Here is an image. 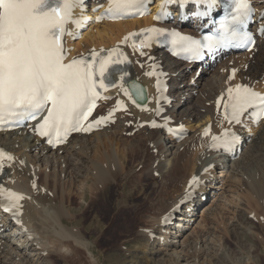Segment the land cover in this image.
<instances>
[{
    "label": "bare ground",
    "instance_id": "6f19581e",
    "mask_svg": "<svg viewBox=\"0 0 264 264\" xmlns=\"http://www.w3.org/2000/svg\"><path fill=\"white\" fill-rule=\"evenodd\" d=\"M105 1L106 0H89V7L85 10H79V15L93 11L99 2L103 3ZM255 2L257 3V8L263 11L264 0H255ZM161 3L162 0H158L152 7V10L157 12ZM106 7L107 4L105 3L100 12L104 11ZM261 22V24L264 25L263 19ZM153 24V17L150 16L142 20L132 19L126 22L105 23L91 26L80 41L68 43L71 49V55L72 57L85 55L91 52L92 49L98 51L101 49L116 48L122 44L123 40L125 41V37L130 36L133 30L149 27ZM174 26H176V24L170 25V27ZM192 26L193 25L188 26L187 29L192 28ZM143 51L142 49V53H147L148 56L145 59L136 57L137 62L140 64L134 67L133 77H136L144 85L148 93L149 101L147 107L153 110L158 99V92L155 90V82L157 79L154 75H149V73L153 72L155 66H162V69L167 73V76L164 78L174 82L167 93L169 100L165 102L163 106L169 111V114L173 118L177 119V123L174 124V126L183 127L185 133L188 134V138L185 139V141L175 145L173 139L170 137L159 133L156 138H151L153 137L152 131L148 128H139L144 137H149L150 140H152L153 148L156 149L161 147V156L157 160L158 162L156 165L151 168V172L157 171L163 176L164 173L168 172L171 168H177L178 171L183 168L186 170L192 168L193 172L182 189V193H179L178 197L171 203L169 209L165 212L163 211L164 213L161 214L160 217L152 219L149 222V226L138 231L136 238L139 247H134L130 257H133L135 260H132V264H197L196 260L190 259L186 252L192 245V241L188 239L190 234H187V232L194 227L199 214L207 210L205 205L210 201V198L216 196L218 191L222 189L224 185L223 179H225V177L229 176V178L234 181L243 179L242 183H244L241 184L240 189H238L241 191V194L243 193V196L245 194L247 198L246 201L244 199L242 203L238 201L240 203L238 209L243 211L242 214L244 212L250 213L249 203L252 199H256L257 201L260 200L258 203L264 201L257 178H253V176L248 177L250 173H247L250 171V168L253 167L250 166L251 157L255 160L257 158L264 160V152L254 153V155L250 157L251 151H264V121H262L257 128H254L252 124H248L245 130L240 128L232 129V133L243 142L241 148L250 146L253 142H255L256 145L249 148L248 151L250 152L246 153L241 159H234V157L238 155L239 150L233 156H227L215 151L213 148L214 143L211 140L213 135L218 134V127L222 126V130L226 126L227 121L223 119V107L218 113L216 100L222 95L225 96L226 100V90L229 87H235V85L241 84L250 86L254 90L264 91L261 87L262 77L264 75V36L259 40L252 53L235 56L224 64V67L228 68V64L231 62L232 67L230 66L225 72L223 71V78H219V76H217L219 72L215 71L214 75H212V80H214L213 83L207 84L203 89H198L197 86L190 84L192 81L193 83L195 82L194 79L198 69L192 72L189 66L182 65L172 60L162 52H157L155 50L152 52ZM149 57L156 59L150 60ZM139 65L143 66L142 70ZM200 68L202 67L199 66V70ZM231 71H235V77L230 79V77H232L230 74ZM116 80L119 84L120 75L116 76ZM124 86L126 88L125 83ZM197 93V106L195 105L196 107L192 109L185 107L193 100ZM123 94L124 93L119 87L112 93L113 96H121ZM176 96V101H178L181 106L177 109V112H173L178 113V115L174 116L171 112V108L174 106L172 98ZM185 96H188L186 101H184ZM104 103L105 105H109L111 102L107 101ZM200 110L203 112H200ZM127 116L131 117V121L139 126L142 122H149L154 115L146 111H138L134 108L127 114L117 113L111 118V120L117 122V124H115L116 126L110 125L96 134L95 132L97 131L91 130L85 134L75 135L65 147L57 151L44 145L43 141L39 137L34 136L33 132L27 128L0 134V151H5L8 156L12 157L11 160L7 159L2 161L5 165L6 173L3 178L2 176L0 177V179L2 178L0 187L12 188L22 193L24 197V199L21 200L23 215L19 224L11 221L8 217L0 220V264H53V259H50V257L53 256H57L60 260H63V263L61 262L62 264H78L77 260L82 257L80 250L86 253L84 255H87L89 258V262L87 261L86 264L99 263L97 257H95L96 251L92 250L94 246L88 243L84 235L81 234L82 230L81 233H77L80 232L77 226L90 207V203L93 199L91 198L92 192L94 193L95 188H100L104 185L103 182L109 173H107L109 169L108 166H110V168L112 165L115 166L113 161L116 159V156L114 153L112 154L113 157L111 155H106L103 157V162L99 163L96 161L94 162L90 157V153H86L85 151L92 146L94 141L102 145L99 149H103V144L107 142L111 150L106 151H114L113 143L111 145L113 139L108 138L110 136L109 133L119 135V133L125 129L124 123ZM194 119L196 120L195 123L193 122ZM210 125H212V133L209 137H206L204 135L205 130ZM259 145L262 146L260 150ZM62 154L65 155L62 156ZM175 161L178 162L175 163ZM58 163L64 164L62 166L67 168L64 179L68 177L71 182L73 180L74 185H78L75 188L76 192H73L74 194L72 196L70 195L68 202L67 200H65V202L64 199H62L63 197H61V200L59 199L60 201L58 200V202L55 198H49L50 191L44 188L45 185L40 186L38 184V173H41V168L48 166L50 170L52 165H57ZM178 171H175L174 175H177ZM49 175L51 174L47 171L45 174L47 179H45V183L48 181ZM195 175L201 177V183H207L208 181V184H206V186H201L200 189H196L197 197L195 201L185 204L184 207H182L181 212L176 218L177 222L173 226L169 228L163 226L162 220L170 211L181 204L180 201L185 196L190 180ZM52 177L55 176H51V178ZM33 185H35V187H33ZM44 192L47 193L49 197L48 195L46 196ZM54 193L55 192H53V194ZM62 193L64 194V190H62ZM77 197L80 199L78 205H81L77 208H72L71 206L74 205ZM222 198L225 200V197H222L221 194L219 200L223 201ZM235 198L237 197L235 196ZM241 198H239V200ZM95 228H98V226ZM85 229L89 231L92 229V226ZM242 229L244 231V228ZM246 232H250V230L248 231V229H245V233ZM101 233H105V229H103ZM242 233L244 234V232ZM68 243L75 249L70 248ZM76 248L78 250H76ZM249 248L250 257L248 256L249 253L246 256L247 258H244L245 256H239L241 260L237 261V263L257 264V262H255L256 257L252 256L251 253L254 248L252 245ZM244 249L245 248H243V250ZM213 251L211 252L215 255ZM207 254V257H210V254ZM219 255L220 254H218V256ZM221 257L217 258V261H219ZM229 259V257H226L224 262H222L224 264H230L232 259Z\"/></svg>",
    "mask_w": 264,
    "mask_h": 264
},
{
    "label": "snow or ice",
    "instance_id": "6c2138e0",
    "mask_svg": "<svg viewBox=\"0 0 264 264\" xmlns=\"http://www.w3.org/2000/svg\"><path fill=\"white\" fill-rule=\"evenodd\" d=\"M177 2L182 4L187 0H164L162 9L167 4ZM199 2L207 6L206 12L198 13L201 16L207 15L218 4V0ZM108 3L107 12L97 17V21L105 15L122 17L133 13L144 14L145 0H108ZM84 7L85 0H0V125L42 116V121L35 128L36 133L47 137L49 144L59 143L65 141L73 132H90L112 118L114 113L109 112L107 117H100L85 126L97 100L106 99L102 92L119 87L124 95L131 98L129 89L124 86L126 71L113 67L126 61V57L116 49L108 52L106 56L93 50L90 58L82 56L66 62L68 54L63 38H79L68 31L67 25L73 24L79 28L85 23L83 17L73 18L74 10H83ZM233 11L235 15L232 16L230 24L242 26L251 11L249 0H235ZM160 18L159 15L155 17L157 20ZM230 24H221L223 35L220 39L205 37L206 44L175 32L171 33L172 43L199 55L202 48L212 50L216 46L231 44L237 36L241 42L251 40L246 33H240L238 28L230 30ZM147 31L155 36L164 35L161 29L152 28ZM130 38L125 37V42ZM148 39L151 40L152 37ZM141 46H147V41H142ZM117 72L121 73L119 84L111 79ZM234 77L235 71L230 79ZM135 88L133 85V89ZM157 89H160L159 80ZM226 96V100L222 95L216 103L219 111L223 101V119L229 124H240L241 117L250 109L254 116H264V94L252 87L237 84L226 90ZM122 107V103L118 102L117 110ZM159 111L157 109V114ZM151 126L158 127L155 121ZM205 135H208V130H205ZM212 139L216 142L215 146L230 150L238 137L224 132L222 136H213ZM2 158L12 159L0 152V159ZM198 185L199 181L194 177L180 201L181 204L194 197ZM0 195H6L9 202L5 211H11L12 208L18 211L19 201L24 199L23 196L3 188H0ZM178 207L179 205L174 210H178ZM167 220L168 217H165V222Z\"/></svg>",
    "mask_w": 264,
    "mask_h": 264
},
{
    "label": "rangeland",
    "instance_id": "374dc122",
    "mask_svg": "<svg viewBox=\"0 0 264 264\" xmlns=\"http://www.w3.org/2000/svg\"><path fill=\"white\" fill-rule=\"evenodd\" d=\"M235 56L242 55L230 56L231 58L219 57L218 60L208 64L202 69L200 75L196 76V80L194 79L195 82L193 83L192 81L190 84L197 86L198 89H203L207 84L213 83L214 80H212V75H214L215 71L219 72L217 75L219 78H223V71L225 72L230 66L232 67L231 62L228 64V68H225L224 64ZM174 98V106L171 108L172 113L177 112V109L181 106V104L176 101L177 96ZM187 98L188 96H185L184 101H186ZM193 100H191V102L185 107L192 109L197 106L196 102H198V93L195 94ZM200 112L203 111L200 110ZM173 115H178V113H173ZM195 121L196 120L194 119L193 122L195 123ZM132 122L131 117L127 116L124 123L125 129L121 131L119 135L109 133L110 136L108 138L115 140L111 141V145L113 143L114 146V151H106L111 150V147L108 146L107 142L103 144V149H99L102 145L98 144L96 141H94L92 146L88 148V150L91 149L90 151H85L86 153H90V157L94 162L96 161L99 163L103 162V157L106 155L112 156L114 153L116 156L115 160L112 159L114 160L113 164L115 166L112 165L111 168L108 166L109 169L107 170V173H109L103 182L104 185L102 184V187L95 188L94 193L92 192L91 198L93 199L90 203V207L83 215V220L81 218L80 223L77 226L80 231L77 233H81L82 230L81 234L84 235L88 243L94 246L92 250L96 251L95 257H97L98 264H132L135 260L133 257H130L131 252L134 250V247H139L136 238L138 231L149 226V222L152 219L160 217L161 214L169 209L171 203L176 197H178L179 193H182V189L193 172L192 168H188L187 170L183 168L179 171L177 168H171L168 172H163L164 176L157 171L151 172V168L156 165L158 162L157 160L161 156V147L156 149L153 148L152 140H150L149 137H144L139 126L137 124L136 126L134 122ZM131 123L134 125L133 128H128L127 126ZM115 124H117V122H115ZM115 124L111 126H116ZM221 128L222 126L218 127V133ZM133 131H138V133H133ZM152 132L153 137L151 138H156L160 133L157 131ZM254 146H256L255 142L250 146H244L235 160L243 158L246 153L250 152L248 149ZM261 147L262 146L259 145V150ZM262 152L264 151H251L250 157L253 156L254 153ZM64 155L65 154H62V156ZM250 159V166L253 167L247 172L250 173V176L248 177L253 176V178H257L259 188L262 190L261 192L264 198V160L261 158L255 160L252 159V157ZM176 162L178 161H175V163ZM62 165L64 164L58 163L57 165H52L50 170L48 166L42 167L41 173H38V184L40 186L45 185L44 188L47 191H50V197L44 192L49 198H55L58 202V200H61V197H63L62 199H64V201L67 200L68 202L70 195L72 196L76 192L75 188L78 185H74L73 180L71 182L68 177L64 179L67 173V168ZM47 171H49L51 175L48 176V181L45 183V174ZM175 171H178L177 175H174ZM51 176L55 177L51 178ZM242 180L243 179L234 181L229 178V176L225 177V179H223L224 185L222 189L218 191L216 196L210 198V201L205 205L207 207V210H205L206 212L202 211L199 214L196 224L187 232V234H190L188 239L193 243L191 242L192 245L188 250L189 252H186L190 259L196 260L197 264H224L223 262L226 257H229V260L232 259L230 264H239L237 261L241 260L240 257L245 256L244 258H247L246 256L249 253V247L251 245L254 248L251 252L252 256H255L257 259V261L255 259V262H257V264H264V199L262 200L263 202H259L261 205L258 203L260 200L257 201L256 199H252V203L250 202L251 205L249 203L250 209L248 208L250 213L244 212L242 214L243 211L238 209V205L244 202V199L245 201L247 199L246 195L244 194L243 196V193L241 194V191L238 190L240 189V185L244 183H242ZM61 189L64 190V194ZM53 192L55 193L53 194ZM221 194L222 197H225V200L222 198L223 201L219 200ZM235 196L238 199L235 198ZM239 198L241 199L239 200ZM79 201L80 199L77 197L74 205L71 207L77 208L80 206L81 204L78 205L80 203ZM253 214L255 215L254 217ZM90 226H92V229H90L89 232L85 228ZM97 226L98 228H95ZM242 228H244V231ZM103 229H105V233H101ZM245 229H248V231L250 230V232L245 233ZM242 232H244V234ZM71 242L73 243V241ZM68 244L70 245V248L75 249L70 243ZM243 248L245 249L243 250ZM76 250L78 249L76 248ZM80 251L82 257L77 260V263L86 264L87 261L89 262V258L87 255H84L86 253H83L82 250ZM211 251H213L215 255H213ZM207 253L210 254V257H207ZM218 254L220 255L218 256ZM249 255L250 253L248 256ZM55 257L57 256L50 257V259H53L52 261L54 263L57 261L55 264L63 263V260ZM219 257H221V259L217 261V258Z\"/></svg>",
    "mask_w": 264,
    "mask_h": 264
}]
</instances>
